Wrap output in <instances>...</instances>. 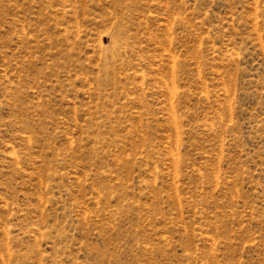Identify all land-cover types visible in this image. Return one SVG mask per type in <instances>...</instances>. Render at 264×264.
Returning a JSON list of instances; mask_svg holds the SVG:
<instances>
[{"label": "rangeland", "instance_id": "obj_1", "mask_svg": "<svg viewBox=\"0 0 264 264\" xmlns=\"http://www.w3.org/2000/svg\"><path fill=\"white\" fill-rule=\"evenodd\" d=\"M0 264H264V0H0Z\"/></svg>", "mask_w": 264, "mask_h": 264}]
</instances>
